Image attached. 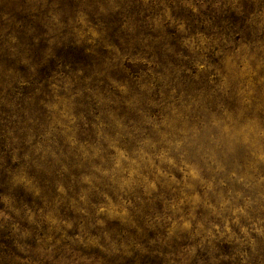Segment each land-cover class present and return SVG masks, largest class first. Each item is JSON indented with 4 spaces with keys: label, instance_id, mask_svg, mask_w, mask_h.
Masks as SVG:
<instances>
[{
    "label": "clouds",
    "instance_id": "clouds-1",
    "mask_svg": "<svg viewBox=\"0 0 264 264\" xmlns=\"http://www.w3.org/2000/svg\"><path fill=\"white\" fill-rule=\"evenodd\" d=\"M0 264H264V0H0Z\"/></svg>",
    "mask_w": 264,
    "mask_h": 264
}]
</instances>
